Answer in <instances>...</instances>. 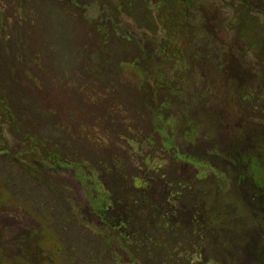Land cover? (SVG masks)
I'll use <instances>...</instances> for the list:
<instances>
[{"label":"rangeland","instance_id":"1","mask_svg":"<svg viewBox=\"0 0 264 264\" xmlns=\"http://www.w3.org/2000/svg\"><path fill=\"white\" fill-rule=\"evenodd\" d=\"M262 31L264 11L245 0H0V100L9 96L17 109L11 111L14 122L9 117L0 122V264H161L153 251L165 253L163 241L170 249L186 235L184 228L176 227L165 239L147 238L139 248L143 256L137 254L139 243H128L141 242L142 236L118 225L124 219L131 227L121 210L125 204H120L123 218L110 222L118 208H111L107 188L123 182V167L113 178L95 160L110 166L116 153L130 168L131 157L143 162L157 147L165 156L161 183L201 178L211 213L222 218L218 229L202 234L203 264H261L264 197L249 195L254 212L247 215L237 203L249 186L234 181L245 172V155L264 169V60L249 46ZM120 39L136 50L132 61L118 60ZM136 63L148 67L145 80L119 76L124 66ZM229 70L234 77L232 71H241L250 102L240 99ZM140 85L161 87V101H171L164 117L155 111L144 113L147 119L137 125L117 119L119 125H111L116 109L127 122L134 110H150L134 88ZM254 127L263 146L236 147ZM29 135L41 142L31 144ZM49 141L57 150L65 147L59 152L68 157L60 161L64 168L50 170L43 163L41 144ZM178 148L182 162L176 159ZM235 154L238 162L232 160ZM185 156L199 162L185 163ZM157 157L143 163L147 171L156 172L158 161L152 159ZM172 223L165 227L172 229ZM155 229L162 230V223ZM121 233L127 237H118ZM178 250L184 257L191 253Z\"/></svg>","mask_w":264,"mask_h":264},{"label":"trees","instance_id":"2","mask_svg":"<svg viewBox=\"0 0 264 264\" xmlns=\"http://www.w3.org/2000/svg\"><path fill=\"white\" fill-rule=\"evenodd\" d=\"M247 3L249 2L252 6H254L255 8H261L262 11H264V0H245ZM183 3V1H182ZM247 25V21L244 22L243 26ZM263 35V36H261ZM261 35H258L256 37V41L254 43H252L251 45H249L252 50L254 51L255 56L261 60H264V31L261 32ZM124 40H126L125 38H123ZM122 42L121 45V50H120V55L119 58L123 59L122 56H126L127 58H124L123 60H132L134 59V52L136 50H134L132 52V49H129V45L127 44V42H124L123 40H119ZM123 50H125L126 52H122ZM124 54V55H122ZM160 57L159 59L161 60H166L165 57H163V53H160ZM162 56V57H161ZM131 57V58H130ZM231 69V68H230ZM233 69V68H232ZM235 77L230 73V70L228 71V74H231L232 77H234V79L236 80V82L239 83L238 85V89L241 92L239 94L240 99L242 97L243 101H248L250 102V98L246 97L247 94V88L248 85L247 83L244 81V79L241 77L242 73L240 72H235ZM174 89V88H173ZM4 100H0V122L3 123H8V117L10 118V120L12 122H14V118L13 115L11 114V111L16 109V106L14 105L13 101L11 100V98L9 96H3ZM7 99V100H5ZM20 102V106H21ZM24 106H28V103H25ZM17 110V109H16ZM5 115V116H4ZM19 116H20V112H19ZM191 121V120H189ZM21 131L19 130V133ZM32 138V140L30 139ZM29 139H30V143H38L36 142V140H38L35 136L32 137L29 135ZM262 136H261V132L258 128L254 127V130H249L246 129L244 131V137L242 138V143L236 145V147H243V150H246L247 148H254V149H259V146H263L261 143L258 142V140H261ZM41 142V140H38ZM44 147V153L46 155V161H44L43 163L45 164V166L47 165L49 167L50 170H54V167H59L61 164L60 161H64L66 162L68 157L66 159L62 158V154H60L59 152L53 150V147H57L56 143H45V144H41ZM54 145V146H53ZM64 147V146H61ZM51 152V153H49ZM236 153H238V150H236ZM186 157V156H185ZM49 158L52 159L51 162L52 164H46L49 163ZM48 160V162H47ZM185 163H188L194 166V164L198 163L199 161H192L191 159H189V157H186ZM232 160H235V162L239 161L237 154L234 155V158ZM245 164L242 165L243 166V170L245 169V172L239 173L237 176V179L234 181V184L243 186V185H248L249 187L247 189H245V193L242 195V200H243V204H242V200L239 201L237 203V207H244L245 208V213L249 216H251L252 212H254V210L249 206V204H251L252 200H249V195L250 194H254L256 197H260V193L261 196L264 197V185H263V179H264V173H263V168L261 169V165L258 163L257 164V168H256V158L254 156H252L251 154L245 155V159H244ZM65 165L59 167V168H64ZM256 170L259 171V174L256 175ZM197 180V181H196ZM198 181H203L201 178H197L195 180L190 179V183H182V182H178L177 185H180V199H178V202L182 203L180 208L182 207L183 211L180 209L179 211L176 212V223H172L170 221L166 222V220L164 219V221L162 222V230L160 229H155V227L157 226V223H153V224H148L146 223L143 219L138 218V221H134L133 223H131V227L129 228L128 223H119L123 224L125 226V230H128V233H132V235H138L140 234L142 236V240L141 242H138V240L136 242L131 241V243L128 244H136L139 243L138 248H135V251L137 254H139L141 257L143 256V252L142 249L140 251L139 248H143L146 244H147V238H156L157 236L165 239L166 237L164 236H168L170 235L174 230L176 231V227L178 226H182V228H184V232L186 233L185 236L180 235L179 240L177 241H173L175 242L173 247H171L169 249L168 246L165 247V240L163 241V247L164 249H166V252L163 253L160 256H157V254L155 253V251H153V257L154 260H156V257L160 260L161 264H166L167 263V258H169L171 261V263L173 264H203V258H204V254H203V247L201 245H199L201 243L202 240V234H205L207 232H209V229L212 231V229H218V227L220 226V221L222 220V218H217L214 217L213 214L211 213V202H210V194L207 191V187L205 186H201L200 183L202 182H198ZM261 185V186H260ZM208 194V195H207ZM191 196V200L189 203L191 204H187L185 202V198ZM258 200H260V198H258ZM178 202H176V204L178 205ZM254 205V204H253ZM258 205V204H257ZM256 207V206H255ZM260 207H262L260 205ZM124 209L126 211L125 208H121V210ZM255 212L257 213V210H255ZM258 214L260 215L261 213L258 212ZM196 216L205 218V221H201L202 218H200V221H196L197 218ZM261 220V219H260ZM264 221V219H262ZM259 221V219L257 220ZM256 221V222H257ZM137 223V227L133 224ZM174 224L172 229H169L168 224ZM187 223V224H186ZM161 224V223H160ZM158 224V225H160ZM261 225V224H260ZM111 227L116 226L114 225H110ZM253 226V224H251L249 226V228L251 229ZM139 229H142V231H139ZM156 236V237H152V236ZM189 236V238H188ZM118 237H127V234L119 235ZM188 240V241H187ZM143 242V243H142ZM198 244V245H197ZM155 246H159V243L156 242L154 243ZM185 245V246H184ZM134 246V245H133ZM186 247V249L188 251H190L191 253L189 254L188 257H184L183 253L181 251H179L178 249H184ZM264 246H262L263 248ZM34 249V248H33ZM163 249V250H164ZM38 252L39 250L36 249ZM24 254L26 253V251H28V249H24L23 250ZM27 256V255H26ZM38 256L41 258V253H38ZM28 257V256H27ZM182 257L183 259H188V262L185 263L182 261ZM42 259V258H41ZM143 259V258H142ZM264 255H262L260 263H264ZM26 262H31L30 259H26ZM169 262V263H170ZM151 264H155V261L152 260L149 262ZM147 263V264H149ZM208 264H211L210 262Z\"/></svg>","mask_w":264,"mask_h":264},{"label":"flooded vegetation","instance_id":"3","mask_svg":"<svg viewBox=\"0 0 264 264\" xmlns=\"http://www.w3.org/2000/svg\"><path fill=\"white\" fill-rule=\"evenodd\" d=\"M127 43H129V41ZM142 51H144V50H142ZM118 60H120V58ZM120 61H123V59H121ZM143 63H145V62H143ZM143 63H140V65L138 63H136V64H133L131 66H124L123 70H125V72L122 71L119 76L120 77H126V78L130 77V78H135V79L141 78V80H145L144 79V75H145L144 69L147 70L148 67H146V65L148 66V61H146L145 66ZM129 64H132V63L129 62ZM134 88H136V91L141 93L143 99L147 103L146 104L147 106H145V107L149 108L151 110V112H150V110H147V111H141L142 112L141 113L139 109H136V110H134L133 113L131 112L132 113V115H131L132 121L127 122L126 120H124V121L120 120L122 116L120 113L119 114L117 113L119 111L116 109V111L114 110L110 114L111 125L112 124L119 125V124H116L117 120H118V122H123L124 124H127L128 126H129V124H131V126H132L135 123L137 125V124H139L140 121L147 119V116L144 115V113L148 114V115L150 113H152V115H154L155 111L157 112V114L159 116L163 115V117H164V111H165L164 106H165V103L167 101L165 100V98H164V101L163 100L161 101V99H160V98H162L161 96L164 97V94H165L162 91V89H159L161 87L149 89V88L142 87V85H140V87L136 86ZM171 90H172V93H171ZM168 92H170L169 96H171L174 94V89L171 88L170 91H168ZM109 94H110V92L105 93L103 95V97H101L97 100V103H102V101L105 100ZM153 98H155L156 102H154L155 100ZM155 103H156V106H155ZM167 103H168V108H169L171 101H168ZM112 109H113V107H112ZM123 123H121V124H123ZM134 131L136 132L137 129L136 130L134 129ZM123 141H125V140H123ZM49 143H53V141H49ZM128 144L130 145V148L133 147V144H131L130 142H128ZM115 145H116V147H118L117 142H115ZM57 147H55V148L53 147L52 149L57 151V152L64 153L65 147H60L58 150L56 149ZM121 149L123 151H125L126 154L128 153V150H126V147L121 146ZM161 150H162L161 148L157 147L156 152H154V150L152 152H146V154H148V157H145L143 162H142L141 158L138 159L137 157H131L130 158V160H131L130 168H129V166H126L125 160L116 159L117 157H119L116 153L110 155V160H111L110 166H108L105 163L103 158H97V157H96L97 159L95 158L97 165L103 171H105V170L112 171L111 176L113 178H115L114 176L116 174L119 175L118 168L120 166L123 167L124 174H126V178L123 179L121 177L123 180V182L121 184L114 183V184H112L114 187L109 185L110 188H113V190L107 188V194L109 196L108 198H110L109 201L112 204H114V207H111V208H113V209L115 207L118 208L112 214L115 217L112 218L113 221L110 220V222H118L120 219L123 218L120 216V215H122L120 213V208L122 207L120 204H125V206H123L122 208L126 209L124 216H126V218L129 219L128 222L138 221V218H140V219H143L148 224H153V223L160 224L164 221V219L166 220V222H168V221H170V219L173 218L174 223H176V212L181 209L180 206H178L176 204V202H178V199H180V196H181L180 185L161 183V180L163 179V176H164L163 169L165 167V165H164L165 156L163 155ZM102 151H104V150H102ZM168 154H169V152H168ZM155 155H159V157L153 158L152 161L154 162L155 159L158 161L157 162L158 168H156V172L153 173V172L149 171L150 167H148V171H147L146 167H144L143 163L147 164L149 161H151V157H154ZM176 155H178V158H176V159L178 161L182 162L183 157H182V153L180 152V148H178V152H176ZM108 157H109V155L106 158L108 159ZM128 157H130V155H128ZM169 159L174 164H176L175 158L174 159L169 158ZM135 161H140V163L136 164ZM111 167H113V168H111ZM175 178L176 177L173 176V179H175ZM168 215H170L171 217ZM100 218H101V222L103 219L105 220L104 217L103 218L100 217ZM134 218H137V219H134ZM196 218H197L196 221L199 222L200 218H202V217L196 216ZM201 221H205V218H202ZM104 222H106V221H104ZM119 223H125L124 219L122 221H120Z\"/></svg>","mask_w":264,"mask_h":264}]
</instances>
